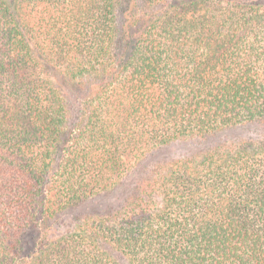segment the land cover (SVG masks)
Wrapping results in <instances>:
<instances>
[{
    "label": "trees",
    "instance_id": "trees-1",
    "mask_svg": "<svg viewBox=\"0 0 264 264\" xmlns=\"http://www.w3.org/2000/svg\"><path fill=\"white\" fill-rule=\"evenodd\" d=\"M257 125L264 0H0V264H264Z\"/></svg>",
    "mask_w": 264,
    "mask_h": 264
},
{
    "label": "rangeland",
    "instance_id": "rangeland-1",
    "mask_svg": "<svg viewBox=\"0 0 264 264\" xmlns=\"http://www.w3.org/2000/svg\"><path fill=\"white\" fill-rule=\"evenodd\" d=\"M261 133H264V126L257 125V126H249L247 128L234 129V130L227 132V135L229 137H239V136L244 135V134L250 135V134H261ZM114 199H115V197H113V196L109 197V198H105V197L94 198L88 204H86V205L76 209L74 212L70 213L68 215V218H73L75 216H79L82 214L92 213L94 211H99L100 209L105 207L106 204L113 203ZM65 219H67V218H65Z\"/></svg>",
    "mask_w": 264,
    "mask_h": 264
}]
</instances>
